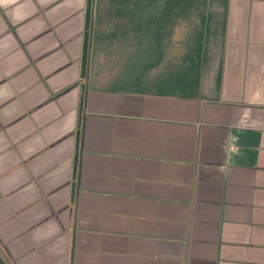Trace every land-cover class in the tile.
Listing matches in <instances>:
<instances>
[{"label": "crops", "instance_id": "crops-1", "mask_svg": "<svg viewBox=\"0 0 264 264\" xmlns=\"http://www.w3.org/2000/svg\"><path fill=\"white\" fill-rule=\"evenodd\" d=\"M0 264H264V0H0Z\"/></svg>", "mask_w": 264, "mask_h": 264}]
</instances>
